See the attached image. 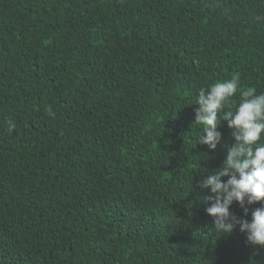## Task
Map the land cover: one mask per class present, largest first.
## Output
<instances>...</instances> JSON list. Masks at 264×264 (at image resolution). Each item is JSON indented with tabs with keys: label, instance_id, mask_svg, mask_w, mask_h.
I'll list each match as a JSON object with an SVG mask.
<instances>
[{
	"label": "trees",
	"instance_id": "obj_1",
	"mask_svg": "<svg viewBox=\"0 0 264 264\" xmlns=\"http://www.w3.org/2000/svg\"><path fill=\"white\" fill-rule=\"evenodd\" d=\"M236 72L264 91V0H0V264H264L202 201L235 141L191 103Z\"/></svg>",
	"mask_w": 264,
	"mask_h": 264
},
{
	"label": "clouds",
	"instance_id": "obj_2",
	"mask_svg": "<svg viewBox=\"0 0 264 264\" xmlns=\"http://www.w3.org/2000/svg\"><path fill=\"white\" fill-rule=\"evenodd\" d=\"M240 89L241 74L236 72L230 79L201 87L191 103L199 105L194 125L203 126L202 134L195 138L197 145L216 149L222 139L218 130L222 121H227L235 141L226 145L228 154L223 165L200 181L201 188L210 187L211 191L202 201H211L206 211L214 218L212 227L218 237L230 234L239 225L249 244L264 247V206L248 207L264 201V91L258 92L254 86ZM48 114L55 115L51 107ZM16 128L14 121H7L9 133ZM226 176L227 181L222 180ZM234 202L243 209L244 218L230 211ZM249 212L250 220L246 218Z\"/></svg>",
	"mask_w": 264,
	"mask_h": 264
}]
</instances>
